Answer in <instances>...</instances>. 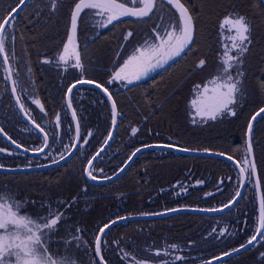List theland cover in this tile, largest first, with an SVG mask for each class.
<instances>
[{
    "label": "trees",
    "instance_id": "16d2710c",
    "mask_svg": "<svg viewBox=\"0 0 264 264\" xmlns=\"http://www.w3.org/2000/svg\"><path fill=\"white\" fill-rule=\"evenodd\" d=\"M183 1L193 12L197 23L195 54L190 59L182 61V67L178 71L174 69L165 72L138 88L114 95L118 110L121 111L119 128L113 144L97 162L99 167L95 168L97 171L102 169L104 176L108 177L117 173L119 168L128 161L132 152L148 144L172 143L192 150L208 149L223 152L231 155L243 165L247 156L245 124L252 111L246 112L244 106L243 109L238 110L243 113L239 118L228 116L223 120L211 121V131L208 130L209 124L199 127L200 131L207 127L203 139V136L187 132L181 125L188 116L190 97L188 100V97L179 95L184 89L192 90L194 82H206L209 77L212 78V70L221 55L217 26L220 18L233 5H239L240 9L248 12L253 20V45L245 65L247 80L250 82L249 89L252 88L254 81L264 79V17L258 13L259 0H220L219 3L216 2L213 5L215 7L219 4L222 9L221 13H213L210 10L207 15L202 13L201 7L199 6V9L198 4L193 2L194 0ZM39 2L40 0H36V3ZM32 3L33 0L29 6ZM71 3L72 0H62V7L58 14L51 21L45 20L35 27L33 22L28 20L27 10L20 13L21 19L18 20L19 31L27 37L25 40H17L18 56L23 63L21 68L27 69L26 71L32 76L38 96L48 107L52 116L54 111L50 109L49 102L53 97L50 96V87L45 80L46 68L42 61L47 51L46 42L49 32L53 34L55 42L63 45ZM13 4L9 0H0V16H3L9 5ZM119 35L118 31L111 34L115 47L121 41V35ZM81 37L84 38V36ZM60 50L61 48L55 46L54 55ZM197 54L199 57H208L207 71L199 72L194 69V64L199 58ZM88 64L86 65L89 66V76H93L91 63ZM29 68L31 72L28 71ZM76 76L78 74L71 71L66 78L71 82ZM61 94L58 93L52 102L56 103L57 109L62 112L63 121L69 123L65 97ZM73 104L77 108L81 128L93 133V139L85 151L80 152L78 157H73L67 164L48 173L32 175L0 173V190L11 189L18 197V202L35 201L36 206L28 209L30 214L36 215L44 211L39 207L41 202L44 205L51 202V211L55 212L58 204H63L69 198L78 197L76 204L66 210L65 215L70 217L72 222L87 229L89 240H91L90 234L98 225L118 215L134 216L142 215L144 212H163L169 208H182L187 205L198 208L195 207L200 203L196 200L198 195L194 193L195 198L190 201L181 199L182 195L179 192L175 193L177 187L180 189L189 185L193 187V184L201 180L206 181L209 184L208 187H215L221 181L226 183L231 178L233 182L229 185V190L227 189L228 195L227 192L225 195L229 196L233 192L237 174L231 164L219 159L187 157L166 151L143 153L135 160L129 171L114 183L103 186L89 183L82 175L81 169L84 161L95 155L107 138V131L111 126L110 105L102 95L91 89H84L78 93ZM0 110H2L0 111L2 113L0 114V125L6 133L8 132L7 121L21 122V117L3 77L2 63H0ZM132 128H139L136 136L132 135ZM199 134L203 135V133ZM253 140L256 161L262 177V185H264V124L256 125ZM4 166L15 167L12 163ZM85 183L88 185L87 193L81 192V187ZM249 193L248 205L252 218L256 212V202L252 195L253 190ZM215 201L219 203L222 199ZM215 220V218L206 216L180 214L167 220L121 224L115 227L108 236L109 241L119 242L120 247L117 248L115 244L111 247H104V254L109 264L135 263L140 260L136 251L142 249L141 240L147 238L149 234L152 239L160 235H177L183 238L190 234L197 236L211 234L210 252L218 253L229 249L232 242L225 241V236L222 240L218 239L219 230H216L214 226L217 221ZM145 226L148 228L147 232ZM255 257L253 252L247 253L232 260L231 264H251ZM90 258L91 253L86 255L84 252H79L74 256L77 264H89Z\"/></svg>",
    "mask_w": 264,
    "mask_h": 264
},
{
    "label": "snow or ice",
    "instance_id": "6c2138e0",
    "mask_svg": "<svg viewBox=\"0 0 264 264\" xmlns=\"http://www.w3.org/2000/svg\"><path fill=\"white\" fill-rule=\"evenodd\" d=\"M161 4L166 5L169 9H174V18L170 20L168 28L161 32L158 26H154L152 30V43L145 42L134 47L132 53L127 55L126 59L121 60L117 53L111 62V71L105 80L99 81L93 76H87L85 73L89 71L85 66L82 57V51H87L89 45L84 43L83 49L80 47V37L89 35L91 29V40L95 43L103 38L104 31L112 32L117 27L126 23H147L153 17L162 19L159 16L160 6L158 0H72L69 7V20L65 28V41L63 42L62 54L55 58V67L58 72L67 73L69 68L79 73L73 81L65 87L64 97L66 98V110L70 113L71 121L75 122L74 134L73 129L69 127L63 132L68 135L69 144L63 143L62 135L53 129L51 137L48 131L37 123L29 114V109L22 102L21 96L28 94L27 87H20L18 90V79H14V70L12 61L16 59L17 40H25L27 37L19 31L18 20L21 19L20 13L28 11V20L33 22L34 27L43 23L45 20L51 21L62 7V0H40L36 3L33 0L29 6L28 0H17L15 5H9L3 16H0V63L3 65L4 79L11 84V96L15 99V104L24 117L36 128L42 137L38 136V146L32 149L24 148L25 152L31 150L34 155L43 153L48 156L49 152L56 151L54 145H59V159L53 158L54 164L64 161L68 162L69 157L74 154L80 155L78 146L83 142L88 143V139L81 135V122L77 115V108L73 104L74 89L78 86H94L95 90H99L106 97V102L110 103V130L107 131V138L104 145L108 146V142L113 140V133L117 131V117L121 116L118 110L117 100L114 93L110 91L108 85L119 82L120 86H137L141 82L148 79L153 73L167 72L168 68L180 63L189 53H192L196 44L194 37L198 35L197 23L194 15L189 7L182 0H160ZM259 15L264 17V0H259ZM129 18V19H125ZM111 26V27H110ZM218 34L221 42L220 59L214 66L212 78L206 82L193 84L192 99L190 101L191 120L196 123L223 120L225 117L239 118L243 115L238 112L243 109L245 102H251L252 112L249 113L248 120L245 124L244 135L246 136V153L252 158H246L243 166L238 165V185L237 190L231 198L219 207H205L190 209L193 212L200 213H223L228 210L233 211V206H239L238 202L243 199L242 191L246 187V181L254 185L256 190L260 191L259 195V222L254 233L246 238V242L240 243L239 247L233 246L231 251H224L221 256L215 257V260L224 264V258H229L227 264H231L230 258L234 254H243L252 251L259 246L258 255L253 259L251 264H264V185H262V177L258 172L255 158L253 154V134L254 124H264V79L254 81L252 88L247 85V73L245 69L247 57L252 50L253 45V20L249 13L242 11L239 5H233L224 14L218 23ZM99 29V30H97ZM134 39V31L125 29L122 33L120 49ZM199 57V54H197ZM71 61V63H70ZM171 62V63H170ZM45 65H53L54 61L45 58L42 61ZM62 66V67H61ZM194 69L199 72L208 70V57H199L194 64ZM31 72V69H28ZM19 77L20 73H15ZM41 113L45 112L44 104L39 99H32ZM257 117L260 119L257 120ZM42 118H47L46 116ZM61 124L60 115L55 116V125ZM4 129L0 127V133ZM139 132V128H132L133 136ZM7 135V133H4ZM92 132L86 130V136L92 137ZM59 136V138H58ZM16 148H21V144L17 143L11 137H8ZM51 141V143H50ZM147 147H158L172 149L175 147L177 151L189 152L191 149L184 146L173 145L172 143L148 144ZM48 150V151H46ZM104 151L102 147L90 159L84 161L81 169L83 176L87 180L97 181L95 168L99 164L94 165V161ZM208 152V149H204ZM140 152L137 148L128 157L127 163H124L115 176H108L107 180H116L120 173H123L132 158ZM0 153H6L8 156L17 155L7 151L6 148L0 147ZM216 156H225L223 152L212 153ZM227 159L232 161L233 157L227 155ZM43 167V165H41ZM0 170L8 172L15 171L13 169H5L0 164ZM102 171V169H101ZM202 183V182H199ZM223 183V181H221ZM88 185L85 183L81 187V192L87 193ZM208 195H213L208 193ZM78 197L69 198L63 204L57 205V211H51V202L39 205L44 211L40 214L32 215L28 212L29 207L36 206L35 201L18 202V197L11 189L0 190V264H77L74 256L79 252L84 254L91 253L89 264H109L104 254V247H111L115 244L117 248L120 243L109 241L108 236L121 221L135 219L127 215H118L116 218H110L98 225L95 231L91 232V240H89V231L79 224L72 222L71 218L65 215V211L71 209L76 204ZM182 211L180 208H169L166 212H144L143 216H163L169 212L177 213ZM224 229V233H227ZM221 233L220 235H223ZM259 237V239H258ZM252 248H249V246ZM173 251H183L178 244L169 246ZM156 256H160L161 252L157 250ZM163 255H170L167 249ZM188 264L183 255H176L174 260H164L163 264ZM204 264H214L213 261L205 260Z\"/></svg>",
    "mask_w": 264,
    "mask_h": 264
},
{
    "label": "flooded vegetation",
    "instance_id": "af4514ba",
    "mask_svg": "<svg viewBox=\"0 0 264 264\" xmlns=\"http://www.w3.org/2000/svg\"><path fill=\"white\" fill-rule=\"evenodd\" d=\"M9 1L13 2L14 3L13 5H15L17 3V0H9ZM31 1H30V3H31ZM182 2L185 3L183 0H182ZM158 5L160 6L159 16L162 17V19H157V17H153L152 20L150 22H147V23H131V22H129L126 24H122L120 27H117L112 32H108L107 30H103L104 31L103 38L99 39L95 43L91 40V35H90L91 31H92L91 29H89V35H85L84 38L80 37L81 49H83L84 43H87L89 45L88 50L82 51L81 54L83 57L84 54L87 56V53H89V56L91 57L90 67L94 72L93 77H95L99 81L105 80L106 77L108 76L109 71L104 65H108V64L110 65L117 53H119L120 59L123 60V59L127 58V55H130L132 53L134 47L143 44L145 42L146 38H147V43L151 44L153 42L151 39V36H152V30L154 29V26H158V28L161 32H163L165 29L168 28L170 20H172L174 18V10L169 9L164 4H161L160 0H158ZM191 13L193 14L192 11H191ZM125 29L134 31V39L131 41V43L125 45L123 47V50L121 51V49H120L121 41L118 42V46L115 47L114 46L115 42H114V40H112L111 34L118 31L119 34L121 35V36L119 35L120 40H122V33H124ZM97 30H99V29H97ZM196 38H197V35L195 36V44H196ZM55 41H56V39H54L53 34L51 32H49L48 39L46 42V50L47 51H46V55H45L44 59L45 58L52 59L54 61V63H53V65L43 64L44 67L46 68L45 80H47L48 87H50L49 88L50 96L53 97V98H51V102H49L51 104V105L49 104L50 109L52 111H54L53 116L51 115L48 107L45 106L43 100L38 96V90L36 88L35 81H33V79H32V76H30V73H28L26 71L27 69L21 68V65L23 63L21 62L22 60L18 56L19 55L18 43L16 46V59L12 61L13 70H14L13 78L18 79V81H19L18 90L20 87H27L29 89L28 94L22 95L21 99H22V102L25 103L26 108L29 109V114L33 117V119H35L37 121V123H40L41 126L44 127L46 131H48L50 137L52 135L53 129H55V131L58 134L62 135L63 143L67 145L70 143V139H69L68 135H63V132L66 131L69 127H71L73 129V133H71V134H74L73 123H72V121L69 123L66 121H63L62 112L59 109H57L56 103H53L52 101H54V98L56 96H58V93L59 94L62 93L64 95L65 87L69 84L68 83L69 80L66 78V76L71 71H74V72H76V71L72 70L71 68H69L70 72L68 71L67 73L58 72L56 70L55 58L59 54H62L63 45L61 43L58 44ZM55 46H56V48H59V49L61 48V50L58 51L54 55L53 50H54ZM194 54H195V49L193 50L192 53H189L182 61H185V59H187V58L190 59L191 57L194 56ZM99 61H100V63H98ZM182 61L180 63L175 64V65L171 66L170 68H168L167 72L174 70V69H177L176 71H178L182 67ZM84 62H85V60H84ZM70 63H71V61H70ZM87 63H89V62L87 61ZM88 65L85 64L86 68L89 67ZM17 71H19V73H20L19 77H17L15 75V73ZM76 73L79 75L78 72H76ZM163 73H165V72H163ZM163 73H160L159 75L155 76L154 78L147 80L146 82L140 84V86H142L148 82H151L152 80L163 75ZM88 74L89 73L87 71L85 73V75L89 76ZM207 76H208V74H207ZM3 77H4V73H3ZM5 81L9 87V92L11 94L10 83L7 80H5ZM108 87L110 88V91H112L114 94H118L121 92L126 93V92H129L135 88H138L137 86H135V87L129 88L127 90H124L125 87L122 88L120 86L119 82L112 84V85H108ZM84 89H90V88L77 89L73 93V100L78 95V93L82 92ZM91 90H93V89H91ZM94 91H96V90H94ZM96 92H98V91H96ZM179 92H181V91H179ZM98 93L100 95H102L100 92H98ZM179 96L191 98L192 97V90L184 89V90H182V92ZM32 99H39L41 101V103L44 104V108H45L44 113H41L39 108L35 104L31 103ZM13 101H14V99H13ZM65 103H66V98H65ZM14 105H15V102H14ZM15 107H16V105H15ZM16 109H17V107H16ZM0 111L2 112V110H0ZM0 114H2V113H0ZM18 114L20 115L19 111H18ZM56 115H60V117H61V124L59 126L55 125V116ZM69 115H68V117H69ZM188 115H190V112H188ZM44 116H46L47 118L46 119L42 118ZM20 117H21L20 123H13V122L7 121V123H6L7 129H8L7 136L14 139L17 143H20L22 148L27 147L29 149H32L34 147H37L38 143H37L36 138L38 136H40V137H42V136L38 132H36L30 126V124L24 120V118L21 115H20ZM186 119H188V118H186ZM208 124L209 125L212 124L211 121ZM5 133H6V131H5ZM81 135H82V137L88 139V143L84 144L83 142H81V144L78 147L79 152L85 151L89 147V145L93 139V135L90 138L87 137L86 131L83 130L82 128H81ZM58 138H59V136H58ZM50 143H51V141H50ZM0 147L6 148L7 151L17 153V155H13V156H8L6 153H0V164L6 165L9 163H12V165L15 166L13 168H40L41 165L48 166V165L54 164L53 158L59 159V152H60L59 145H54L53 147L56 148L57 150L49 152L48 156H45L44 154H42L41 156H31V155L21 153L20 151H18L16 148H14L12 145H10L7 141H5L0 136ZM29 151H31V150H29ZM46 151H48V150H46ZM75 156H76V154L74 155V157ZM61 166H58L56 168H59ZM56 168H53L51 170L26 172V173L14 174V175L43 174V173L51 172L52 170H54ZM236 174H238L237 170H236ZM4 175H7V174H4ZM8 175H11V174H8ZM96 175L99 178H106L107 177V176H104L101 171H97V169H96ZM190 182L192 185V183H193L192 179ZM199 182H202V183H199ZM199 182H196L195 184H193L192 185L193 187H191L190 185L184 186L182 189L177 187L175 190V193L177 192V194H178V192H179V194H181L183 196V197L180 196L181 199H188L189 201H190V199L195 198L194 193H196L198 195L196 200H197V202H200V203H198L197 206H195V207H198V208H205V207H209V206L219 207V206H222V201L224 203L231 198V196L234 194V191L237 190V185H238L237 181L234 182L233 192L229 196H226L225 195L226 192L228 195L227 189H228L229 185L231 184V182H233V180L231 178L228 179V181H226L227 184L225 182H223V183L216 185L215 187H208L209 184L203 180H201ZM194 186H196V187L194 188ZM196 188H198L199 190H197ZM250 190H253V188H252V186H250V183H247V187H246V191H245V194L243 196V199L240 201L239 206L235 207L231 213L228 212L222 216H215V217L206 216L208 218H215L217 220V221L215 220L216 224L214 226H215L216 230H219L218 239L222 240V237L225 236V241H231L232 246L229 249L223 250V251H220V252L214 253V254L211 253L210 252L211 237H212L211 234L198 235V236L190 234V235L183 237V238H181L180 236H177V235H171V236L160 235L154 239L149 237L150 234L149 235L147 234L148 235L147 238L142 237L143 239L141 240V244H140V245H142V249L136 251V255L139 256L140 260L136 261L135 263L131 262L130 264H163L164 260H169V261L174 260L176 255H183L186 258V260L188 261V264H204L205 260L212 261L213 259H215V257L221 256L224 251H231L233 246L239 247L240 243L246 242V238L249 237L250 234L254 233L256 227H258V222H259V212H258L257 202H256V209H255L256 215L253 214V217L252 218L250 217L251 213H250L249 205H248L249 204L248 198L250 196V193H249ZM208 193H212L213 195H208ZM252 195L254 197V195H255L254 190H253ZM224 197H228V198L226 199ZM218 198H221V199L224 198L226 200L223 199L222 201L217 203L215 200H218ZM219 204H221V205H219ZM190 207L193 208L194 206L187 205V206H184L182 208H190ZM173 217H175V216H173ZM173 217H169V218H173ZM169 218L133 221V222H129V223L151 222V221H156V220H167ZM125 224H127V223H125ZM224 229L228 230L227 233H224ZM147 230H148V228L145 226V231L147 232ZM221 233H224V234L220 235ZM171 244H178L180 246V248L183 249V251H179V252L173 251L169 247ZM258 247L259 246L252 249V251H247V252H245V253H243V254H241V255L233 258V259H230V260L232 261V260L238 259L247 253H251V252L256 253L257 251H259V249H257ZM165 249H167L170 253V255L168 257H165L163 255V252ZM157 250H159L161 252L160 256L155 255V252ZM227 262H228V260L225 261L224 264H227ZM178 264H182V262H178ZM217 264H221V262L217 263Z\"/></svg>",
    "mask_w": 264,
    "mask_h": 264
},
{
    "label": "water",
    "instance_id": "95a60500",
    "mask_svg": "<svg viewBox=\"0 0 264 264\" xmlns=\"http://www.w3.org/2000/svg\"><path fill=\"white\" fill-rule=\"evenodd\" d=\"M31 0H28V3H30ZM174 10V9H173ZM126 20L129 19V18H125ZM194 42H195V37H194ZM171 63V62H170ZM170 68V67H169ZM161 72H157V73H153L148 79L144 80L141 82L144 83L146 82L147 80H150L151 78H154L155 76L159 75ZM10 83V82H9ZM10 87H11V84H10ZM132 87H135V86H127L125 87L124 90H127L129 88H132ZM80 88H90V89H94V86H91V85H88V86H78V89ZM77 89H74V92L76 91ZM98 92H100L99 90H96ZM101 93V92H100ZM103 95V93H101ZM104 96V95H103ZM105 97V96H104ZM14 99V97H13ZM106 99V97H105ZM14 102H15V99H14ZM16 105V104H15ZM110 105V103H109ZM17 107V110L19 111V108L18 106L16 105ZM111 107V105H110ZM20 115L24 118V120L30 124V126L36 131L38 132L41 136H42V133H40L38 131V129H36L30 122L27 118L24 117L23 113H21L19 111ZM70 114V113H69ZM261 115H264V113H262ZM260 118L257 117V120H259ZM73 123V126H75V122L72 121ZM119 123H120V116L117 117V125H118V128H119ZM257 124H254V130H255V127H256ZM1 127V125H0ZM118 128H117V131H118ZM117 131L113 133V140L109 141L108 142V146H105L104 144L102 145V147L104 148V151L100 153V156L97 157V160L94 161V165L101 159V157L109 150V148L111 147V145L113 144L114 140H115V137H116V134H117ZM5 131L3 133H0V136L5 140L7 141L10 145H12L14 148L15 145L11 143V141L8 139V136L4 134ZM152 145H157V144H152ZM162 145V144H161ZM174 145V144H173ZM79 147V146H78ZM100 147L98 151H100V149L102 148ZM18 151H20L21 153L23 154H27V155H31V156H41L43 153L39 154V155H34L33 152L31 151H28V152H25L24 151V148H16ZM140 152L137 153V155L135 157L132 158V162L129 164L128 168L125 169V171L123 173H120L119 177L116 179V180H107L105 178H99L98 177V180L97 181H90V180H87L89 183L93 184V185H96V186H103V185H108V184H111V183H114L116 181H118L119 179H121L128 171L129 169L131 168V166L133 165V163L135 162V160L140 156L142 155L143 153H146V152H149V151H166V152H172L176 155H181V156H187V157H196V158H210V159H219V160H222L224 162H227L229 164H231L238 172V165L240 166H243L239 161H237L235 158L232 159V161H229L227 159V154L225 156H216V155H213L212 153H215V152H218V151H212V150H209L208 152H205L204 150H192L189 151V152H180V151H177L174 148L172 149H166V148H158V147H147V146H143V147H140ZM254 149V148H253ZM97 151V152H98ZM96 154V153H95ZM75 155V154H74ZM73 155V157H74ZM254 155V158H255V153L253 151V154ZM73 157H69L68 158V161L70 159H72ZM252 157L249 156V159H251ZM127 163V162H126ZM65 164L64 161H61L59 164H51V165H48V166H43V167H40V168H8V167H5V169H13L15 171H12V172H8V171H5V170H0V173L2 174H19V173H26V172H34V171H44V170H51L53 168H56L58 166H61ZM255 164H256V159H255ZM256 167H257V164H256ZM257 170H258V167H257ZM259 172V171H258ZM116 173L112 176H115ZM86 177V176H85ZM87 179V177H86ZM246 183V187H247V181L245 182ZM246 187L243 189L242 191V195L244 196L245 194V191H246ZM256 194H257V205H258V212H259V195H260V191L259 190H256ZM241 201V200H240ZM240 201L238 202V204L240 203ZM236 206L234 205L233 206V209L235 208ZM182 209V211L180 212H177V213H171L169 212L167 215H163V216H143V215H134V216H130V217H135V219H129L128 221H121L117 226L121 225V224H125V223H129V222H133V221H142V220H155V219H164V218H169V217H173V216H177V215H180V214H193V215H200V216H208V217H215V216H222L226 213H228V210H225L223 213H200V212H193V211H190V209H195V208H180ZM166 212V211H164ZM117 226H114L117 227ZM259 239V237H258ZM249 248H252V246L250 245ZM243 253H245L244 250H242ZM241 254H234L230 259H233L237 256H239ZM229 260V258L225 257L224 258V262ZM214 262V264H217V263H220L221 261L219 260H215L213 259L212 260Z\"/></svg>",
    "mask_w": 264,
    "mask_h": 264
},
{
    "label": "rangeland",
    "instance_id": "374dc122",
    "mask_svg": "<svg viewBox=\"0 0 264 264\" xmlns=\"http://www.w3.org/2000/svg\"><path fill=\"white\" fill-rule=\"evenodd\" d=\"M219 1L220 0H194L193 2H195L196 4H198V8L200 9V7H201V10H202V13L203 14H205V15H207V14H209L208 12L211 10L213 13H221L220 11L222 10L221 9V6L218 4V5H216L215 7H214V5H213V3L214 4H216V2H218L219 3ZM191 3V2H190ZM193 4V3H192ZM196 4H193L194 6L196 5ZM193 5H191V6H193ZM200 6V7H199ZM134 25V24H133ZM85 53V52H84ZM83 58H84V60H85V64H88L87 63V61L88 62H90V59H91V57L89 56V53H87V56L84 54V56H83ZM98 63H100V61L98 62ZM209 63V62H208ZM104 65V64H103ZM108 70H111V64L109 65H104ZM212 71H214V69L212 70ZM89 75V74H88ZM210 78V77H209ZM208 78V79H209ZM249 83L250 82H248V80H247V85H248V87L250 86L249 85ZM191 99H192V97L190 98V100H189V97H188V100H189V102H188V104L190 105V101H191ZM187 100V101H188ZM245 107H246V112H251L252 111V106H251V102H249V101H246L245 102V105H244ZM185 108V107H184ZM190 108V107H189ZM185 110H186V108H185ZM185 112V111H184ZM183 112V113H184ZM189 112L191 113V109H189ZM68 113V115H69V112H67ZM69 118H70V115H69ZM187 118L188 119H186V117H185V119H184V121H183V124H181V125H183L184 126V128H185V130L187 131V132H189V133H194V134H198L199 136H203V139H204V137H205V135H206V133H205V131H206V129H207V127H206V129L205 130H202V131H200V128L199 127H204V126H207L208 125V123L210 122V121H207V122H201V121H199V120H197V122L196 123H193L192 122V120H191V116L190 115H188L187 116ZM120 119H121V116H120ZM70 122H71V118H70ZM189 124V125H188ZM198 127V128H197ZM211 125L210 126H208V130H210L211 128ZM204 129V128H203ZM255 129H256V127H255ZM211 131V130H210ZM254 132H255V130H254ZM199 133H203V135H201V134H199ZM253 136H254V134H253ZM207 139V138H206ZM253 148H254V140H253ZM204 150V149H203ZM255 153V152H254ZM247 158H249V156H248V154H247ZM255 159H256V156H255ZM256 164H257V161H256ZM257 167H258V165H257ZM258 171H259V169H258ZM95 175H96V169H95ZM238 182V174H237V179H235V182ZM250 186H252V188H253V190H254V193H255V195H254V197H256L255 198V202H257V194H256V189L254 188V185L253 184H251L250 183ZM224 198H226V197H224ZM223 198V199H224ZM228 198V197H227ZM226 198V199H227ZM218 199H221V198H218ZM222 199V200H223ZM225 199V200H226ZM222 204H223V201H222ZM219 205H221V204H219ZM257 249H259V247L257 248ZM256 256L258 255V251L256 252V253H254Z\"/></svg>",
    "mask_w": 264,
    "mask_h": 264
}]
</instances>
